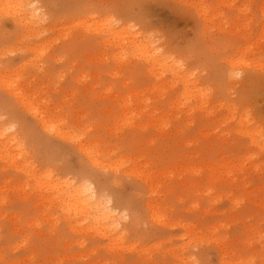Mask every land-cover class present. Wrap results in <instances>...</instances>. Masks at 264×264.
I'll use <instances>...</instances> for the list:
<instances>
[{"label":"rangeland","instance_id":"374dc122","mask_svg":"<svg viewBox=\"0 0 264 264\" xmlns=\"http://www.w3.org/2000/svg\"><path fill=\"white\" fill-rule=\"evenodd\" d=\"M10 1L0 264H264V0Z\"/></svg>","mask_w":264,"mask_h":264},{"label":"bare ground","instance_id":"6f19581e","mask_svg":"<svg viewBox=\"0 0 264 264\" xmlns=\"http://www.w3.org/2000/svg\"><path fill=\"white\" fill-rule=\"evenodd\" d=\"M10 1V0H9ZM49 1V0H48ZM11 2V1H10ZM17 2V1H16ZM27 2H29V1H27ZM37 2V1H36ZM36 2H32V5H31V8L32 9H30L29 11H31V12H29V11H27V9L24 11V13L23 14H21V16L22 15H25L24 17H26V19H28V21L30 20V21H32L31 23H33V22H36L37 20H36V15L39 13V7L37 8V4L38 3H36ZM18 3H19V1H18ZM22 3H24V2H22ZM15 4V3H14ZM20 4V3H19ZM28 4V3H27ZM10 5V4H9ZM15 5H17V4H15ZM20 5H22V4H20ZM26 5V4H25ZM29 5V4H28ZM1 6V5H0ZM2 6H3V3H2ZM14 6V5H13ZM24 6V5H23ZM27 6V5H26ZM4 7V6H3ZM3 7H1V10L2 11H4V8ZM15 7V6H14ZM19 7V6H18ZM18 7H16V9L18 8ZM21 7V6H20ZM3 8V9H2ZM7 8H8V2H7ZM12 8V6L10 7V9ZM22 8H24L25 9V7H21V8H19V9H21L22 10ZM9 9V8H8ZM7 9V10H8ZM12 9H14V8H12ZM23 9V10H24ZM20 10V11H21ZM12 11V10H11ZM7 12L8 11H5L4 12V14H7ZM13 12L15 13V15H18V12L17 11H14L13 10ZM12 12V13H13ZM11 12H9V14H10ZM21 13V12H20ZM19 17V16H18ZM23 17V16H22ZM39 17V16H38ZM37 17V18H38ZM17 18V17H16ZM20 19H21V17H20ZM19 18L16 20L17 22H19V20H20ZM26 19H23V21H24V26L28 23L27 21H26ZM27 22V23H26ZM22 24H23V22H22ZM36 25H37V23H35ZM29 25H30V23H29ZM27 26V25H26ZM31 26H32V24H31ZM33 26H35V25H33ZM27 27H29V26H27ZM26 28V27H25ZM30 28V27H29ZM146 43H148L150 46H151V44H152V41L151 40H148V41H146ZM149 50L147 49V51H146V53H149L148 52ZM145 53H143L142 55H144ZM146 55V54H145ZM145 55H144V57H145ZM148 60H150V62H152V65L154 66V65H160L161 66V64H163L165 67H168V69H169V71H170V73H172V74H175V73H177L179 70L177 69V67L175 66H173L172 65V62H169L167 59L166 60H164V61H162V62H160L159 60H157V58H156V56L155 55H148ZM147 59V58H146ZM168 64V65H167ZM163 65H162V67H163ZM164 68V67H163ZM167 69V68H166ZM167 71V70H166ZM168 71V72H169ZM21 95V94H20ZM23 105L24 104H26V100L25 99H23ZM29 104V103H28ZM41 122H42V127H44L45 129H51L52 127H47V124H45V122H44V120H40ZM4 136V134L0 131V142H1V140H2V137ZM1 146V145H0ZM1 147H3V146H1ZM96 175V174H95ZM92 176V175H91ZM92 178V177H91ZM93 179V178H92ZM94 180V179H93ZM47 186H49V185H47ZM94 188V187H93ZM93 188L91 187V184H87V187H83V188H81V189H77V190H73L72 192H64L63 194H64V196H65V202H64V204L62 205L63 206V210H64V208L67 210V212H68V214L69 213H71L70 215V217H72L73 215L74 216H85V218H89V219H91V221L95 224V225H98V226H100V227H102L103 226V228H101V229H105L104 231H106L105 233H103V235L104 236H107L109 233H110V229H109V223L107 222L108 221V219H112V217H113V215H112V212L114 211H109L108 209H107V207L104 205H102L101 206V203L100 202H98V200H97V198H96V194H95V192L93 191ZM106 199H107V197H106ZM105 199V200H106ZM107 201V204H108V200H106ZM105 201V202H106ZM110 201V200H109ZM106 204V203H105ZM106 204V205H107ZM111 208V207H110ZM113 209V208H112ZM65 211V210H64ZM112 216H111V215ZM82 216V217H83ZM108 223V225L109 226H106L107 228H105V225ZM100 230V229H99ZM108 232V233H107Z\"/></svg>","mask_w":264,"mask_h":264}]
</instances>
